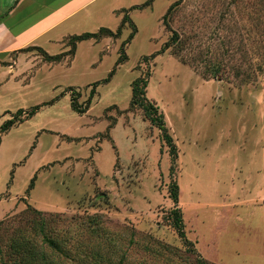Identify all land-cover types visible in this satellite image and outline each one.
<instances>
[{"label": "rangeland", "instance_id": "374dc122", "mask_svg": "<svg viewBox=\"0 0 264 264\" xmlns=\"http://www.w3.org/2000/svg\"><path fill=\"white\" fill-rule=\"evenodd\" d=\"M144 4L128 13L137 29L131 41L129 20L118 38L101 32L117 31L125 15L105 0L72 18L88 14L85 22L45 33L38 24L36 42L0 65L5 258L9 238L29 230L40 211L102 218L129 248L128 264H168L162 244L178 249L177 264L196 254L210 264H264V0ZM164 20L179 34L166 51L172 32ZM83 33L98 37L76 42L72 54V39ZM142 76L177 145L174 175L160 129L143 108H131L133 82ZM72 93L80 107L90 103L86 113L72 107ZM33 109L3 130L17 112ZM172 179L196 253L185 250L167 218L175 207ZM90 234L85 241L96 240Z\"/></svg>", "mask_w": 264, "mask_h": 264}, {"label": "trees", "instance_id": "16d2710c", "mask_svg": "<svg viewBox=\"0 0 264 264\" xmlns=\"http://www.w3.org/2000/svg\"><path fill=\"white\" fill-rule=\"evenodd\" d=\"M150 3L151 1L147 2L144 6H147ZM178 3L179 1L175 2L171 8L174 5L177 6ZM171 8L169 10H171ZM124 14L121 26L117 31L102 29L101 32L107 37L118 38L121 35L122 26L124 27L126 21L129 20L133 28V32L128 40L131 41L135 36L137 29L135 23L130 20L128 12H125ZM164 21L167 28L172 32L171 41L167 42L162 49L163 51H166L173 46L179 38V34L170 27L166 20ZM97 37L98 34L92 33L76 35L71 42L74 48L71 53L74 54L75 52L77 45L76 42L81 40H92ZM124 45L122 47L123 52L125 51L126 43H124ZM38 50L41 54L50 58L52 61L61 58L60 56H48L46 52L40 48H38ZM123 55L124 56L121 57L120 62H124L127 59L125 52ZM107 81L108 79L106 82ZM148 86L149 80L147 76H142L133 82L131 108H143L152 123L157 125L160 129L162 140L170 148L169 154L172 157L171 174L174 175L178 156L177 145L169 133L164 114L160 112L157 103L148 98ZM77 97V94L72 93V107L80 113H86L87 109L90 108V103L86 107H80L77 102ZM35 110L36 109H33L31 112L27 113L23 110L17 112L13 115V118L3 126V130L11 128L14 123L23 122L25 119L30 118ZM34 180L35 179H33L30 188L33 186ZM172 180L170 194L175 207L170 211L167 218L171 219V226L183 239L184 246L186 247H184L185 250H190L192 253H196L193 243L187 238L185 233L184 218L179 207L180 186L174 181V179ZM40 215H42V212L38 211L39 218L37 217L38 219L33 221L29 230L18 229L9 238L7 242L9 246L7 249V253L9 252L8 258H5L6 256L3 250L0 249V255H2L0 256V264H67L66 262L58 260L59 257L62 259H69V261L73 260L76 264H128L129 248H126L125 244H123V238L118 235L117 237L110 236L111 233L106 232L102 218L99 219L98 216L85 217L84 215H78L77 217L69 219L65 218V214L51 215L49 218H44ZM87 232L92 235L94 234L96 240L85 241L83 236ZM100 237L102 238V241H100ZM0 241H2L1 237ZM192 246L193 248L190 249ZM162 249H164V254H166V263L177 264L179 258L175 250L178 251V249L173 246H165L164 244H162ZM147 253H150L149 249L146 251V254ZM182 256L184 260L188 259L187 257H184V255ZM190 264H210V262L206 259H200L196 254V258L193 262H190Z\"/></svg>", "mask_w": 264, "mask_h": 264}, {"label": "crops", "instance_id": "0c3cea01", "mask_svg": "<svg viewBox=\"0 0 264 264\" xmlns=\"http://www.w3.org/2000/svg\"><path fill=\"white\" fill-rule=\"evenodd\" d=\"M105 1V0H104ZM103 0H0V65L13 59L16 54L26 51L37 40L41 32L35 34L38 24L46 29L62 26L68 21L85 22L88 14L76 17L92 6H100ZM121 13L142 9L144 1L153 7L157 0H114ZM143 1V2H142ZM168 10V7L166 8ZM59 17L58 21L56 20ZM73 20V21H72ZM74 24L71 25V27Z\"/></svg>", "mask_w": 264, "mask_h": 264}]
</instances>
